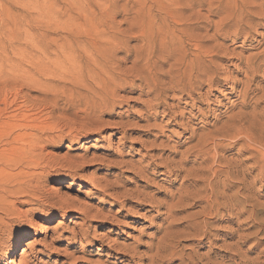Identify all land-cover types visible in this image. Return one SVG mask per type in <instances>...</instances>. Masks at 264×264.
Instances as JSON below:
<instances>
[{"label":"rangeland","instance_id":"rangeland-1","mask_svg":"<svg viewBox=\"0 0 264 264\" xmlns=\"http://www.w3.org/2000/svg\"><path fill=\"white\" fill-rule=\"evenodd\" d=\"M76 26L83 34L85 31H91L92 35L99 33V45L105 46L104 42L110 40L109 48L113 49L110 55H113L115 66L135 76L147 64L152 67L154 74H159L161 71L168 72L170 65L185 55V52L205 53L206 60L210 59L207 60L210 64H207L211 67L208 71L213 80L211 88L207 84L199 92L204 93L209 89L212 91L210 90L209 100L195 94L198 100L195 104L204 110L209 126L199 120L195 126L202 130H215L222 127L223 123H230L232 118L243 115L244 118L247 117V123H253L254 127L264 131V0H0V66L3 67L0 72L7 73L5 77L0 74V79L5 80H0V159L14 161L17 148L28 146L25 139L17 140V137L25 132L36 133L40 140L33 141L35 146L43 157L55 162V166L51 168L53 171H47L41 179V196L43 199L51 196L65 203L62 206L54 201L58 206L53 208L43 201L23 205L25 198H10L8 209L22 218L19 226H9L10 221L0 209V226L5 217V229H9L4 246H11L17 253L20 246L22 251L21 256L19 254L13 258V263L4 262L20 264V260L26 258L35 260L33 256L36 255L38 259L34 263L58 264L65 260L64 253L56 254L45 250L44 246L54 245L61 251L81 249V243L57 237L69 229L78 231L82 224L81 214L73 206L79 207L86 203L92 215L100 211V216L105 217L93 220L92 224L97 229L98 236L108 234L109 242L117 240L123 245L135 246L143 253L150 244H156L164 235L175 237L174 247L163 254L172 252L173 258L168 257L159 264H262L264 174L259 170L250 171L247 178L249 182L258 178L261 180L251 190V195L260 205L255 210L249 206L246 209L250 213L241 217L227 211H223V215H220L222 217L218 218L201 216L205 205L202 202L178 207L171 218L161 215L149 205H140L142 208L135 206L134 209L130 204L121 205L116 202L113 194L132 192L138 186L142 189L150 184L136 178L128 168L109 164L110 160L139 164L144 153L141 152V145L132 144L130 140L124 146V141L121 140L123 134L110 124L127 122L129 118H141L144 115L147 117L145 111L150 97L143 93L146 86L140 82L117 91L122 102L113 110L95 97L94 89L99 80L95 77L93 65L82 58L84 54L87 55L84 52L86 49L90 52L91 46L84 47L86 42H81L79 52L76 51L77 47L75 50L66 49L67 36H70L71 29H76ZM194 36L199 37L195 39ZM203 40L209 43L206 44L208 48L199 52L196 45L203 43ZM71 41L76 46V39L72 37ZM193 56L195 59V55ZM217 56L221 59L216 60ZM161 57H166L165 63L161 61ZM10 70L14 72L11 73ZM214 70H217L216 73ZM21 75L26 77L25 80L23 77L20 79ZM209 76L204 77V81ZM14 78L18 81L15 82ZM7 80L10 82L6 83ZM241 80L247 82L248 86L239 83ZM231 87L235 88L236 93L232 92ZM195 91L197 93L198 89ZM168 103L176 105L179 102L170 100ZM187 108L192 110V107ZM157 112L158 123L164 121L166 125L168 111L159 107ZM196 115L199 119L202 117L198 112ZM218 115L221 122H217ZM100 122L106 126L102 127L98 124ZM141 125L145 124L141 122ZM96 127H101V130L93 132L91 129ZM175 129L179 135L172 139L173 144L190 135L182 127ZM70 134L79 139L71 140ZM58 136H62L61 139H57ZM148 138L149 136L142 137ZM228 144L229 142L226 143ZM240 146L241 144L235 148L227 146L220 152L227 161L244 159L246 155L242 156ZM213 153L216 154V150ZM81 156L85 157V162L78 164L80 168H76V178H65L72 173L65 160ZM94 158L97 159L91 163ZM7 173L10 176L6 172L0 173V177L3 176L0 181L8 182V178L11 179L13 173L10 170ZM37 173L41 171L37 170ZM99 181L103 185H114L121 181V189L104 194L94 186ZM156 181L158 185L151 190L160 191L156 195L157 199L166 208L168 196L191 183H183L182 180L176 182L174 178L163 175L158 176ZM235 181L236 179L225 178L224 188L226 187L228 195L237 191L239 185L236 184L235 187ZM12 200L14 203H11ZM240 200L237 202L242 204ZM3 205L1 206L4 207ZM138 209H142L139 212L145 216L134 214ZM28 210L31 212L25 214ZM147 211L150 212L147 214ZM161 211L167 212L165 209ZM205 218L209 222L213 221L208 229L211 233H207L205 223L202 222ZM197 220L202 223L196 225ZM138 241L142 246L138 247ZM85 243L90 251L87 257L92 261L148 264V261L122 263L121 253L102 251L96 240H92L90 245ZM107 244L106 250L110 249ZM119 258L121 259L118 260Z\"/></svg>","mask_w":264,"mask_h":264},{"label":"bare ground","instance_id":"bare-ground-1","mask_svg":"<svg viewBox=\"0 0 264 264\" xmlns=\"http://www.w3.org/2000/svg\"><path fill=\"white\" fill-rule=\"evenodd\" d=\"M95 22L97 23V21ZM72 29L70 36L69 37L67 36L66 49L73 48L75 50V47H77L76 51L79 52V48L81 47V42H86L84 47L87 45L91 46L90 52L86 49V51L84 52L87 55L84 54L82 58H86L93 65L95 71V77L99 80L98 85L94 89V92L96 94L95 97H97L102 103L109 105L110 108L113 110L115 109L116 105H119L122 102V98L117 96V91L124 89V87L127 85L134 86L135 82H140L143 86H146L147 91L143 90V93L146 95V97L147 96L150 97L149 100L147 101L148 109L147 111H145L147 112V117H144L145 116L144 115L141 118H129V121L127 122L110 124L112 126H115V128H118L120 133L123 134L121 140L124 141L123 143L124 146L130 140V143L132 144L141 145L142 147L141 152L144 153L142 155L143 159L139 162V164L135 162L129 164L127 163V161L124 160L117 162H111L110 160L109 164H114L115 165V166L113 165L114 167L121 166L122 168H128L133 171V174L136 178L142 179L143 181L150 184L147 187H143L142 189L140 186H138L132 192L125 191V192L113 194V197L115 198L117 203L121 205H124L126 203L130 204V206L134 207V209L137 206H139V208H142V206L140 205H149L150 207H153V209H157L158 213H160L161 215H167L168 218L174 216V213L176 212L178 207L185 206L186 204H191L192 202L194 203L202 202V204L204 203L205 205L202 207L201 216H205V217L211 216L212 218L213 217L218 218L220 215H223L222 214L223 211H227L231 214L236 215L237 217H241L245 215V213L249 212V210L246 209L249 208V206L253 210L259 207L260 204L257 203V199L253 195H251L252 193L251 190L253 189V187H255L256 184L261 183V180H259L258 178L253 182H249L247 176L250 174V171L253 172L256 170H259L261 174H264V131L254 127L255 124L253 123L251 124L247 123L246 122L247 117H245L246 118L245 120L243 115L240 116V118H237L239 116H237L236 118L235 117L232 118L231 120L233 122L232 121H230V123L222 122L223 126L215 130H207L205 128L204 130H202L201 128L195 126L198 125L197 123L198 120L199 122L204 123L206 125H208L209 123L206 122L208 118H205L206 114L202 109V107H198L195 104L198 101L195 94L198 97H202L209 100L212 91L211 89H209L204 93L203 91L199 92V89L204 90V87L207 84L210 88L212 86L213 76H209V71H208V69L211 67L210 65L207 64V62L210 59L209 60L207 59L208 60L207 61L206 60L207 56H205V53L200 52L205 47L208 48L207 45L209 43L203 40V43L200 42L201 44L199 43L198 45H196V47L198 48L197 50L200 53L191 54L185 52L186 53L185 55L180 56L178 59L175 60L173 64L170 65L171 68L168 72L161 71L159 74L158 73L154 74L152 67H150L147 64L144 66L143 69L138 70L135 76L131 74L129 71L121 70L119 69V67L115 66L113 61V55H110V52L113 50L112 48H109L110 40H108L107 43H105L106 41L105 42L103 41L105 46L99 45L98 42L99 33L96 32L95 35H92L91 31L90 32L87 31V33H85L86 32L85 31L83 34V32L79 29V27L77 28V26L76 29L75 28L73 30ZM72 37L76 39V43H77L76 46L75 43L71 41ZM195 37L196 36H194V38ZM107 45L108 48L106 47ZM210 46H214V45H210ZM210 48L213 47H209V49ZM215 52L216 51H214V53ZM193 55H195V59L193 58L194 57ZM220 56H217L216 60L221 59ZM6 57H8V55ZM165 58L161 57V61L164 63L166 61ZM4 59L6 60L7 58ZM8 61H6V63ZM13 61L15 60L13 59ZM213 64H214V59H213ZM1 68L3 67L0 66V71ZM214 68L216 69L215 66ZM14 69H19V68H14ZM13 70H10V72L15 71ZM216 71L217 70H214L215 73ZM0 74L2 75V77L3 75L5 77L7 73L4 74L3 72H0ZM206 76L207 77L209 76V79H205L204 81L203 78L204 77L206 78ZM22 77L23 76L21 75L20 79ZM130 78L132 79L130 80ZM11 79L13 78L11 77ZM16 79L14 78L15 82L18 81ZM0 80L5 81L3 78ZM9 82L7 80L6 83ZM239 83L244 85L247 84L245 86H248V83L243 82L242 80ZM196 89H198L197 93H195ZM232 92L236 93L235 88H232ZM232 92H230V94H232ZM245 96L247 95L245 94ZM185 99L186 101H183ZM170 100H173V102L178 101L179 103H177L176 105L169 104L168 101ZM11 102H13V100ZM159 107L164 108L165 112L168 111L166 113V116H168L169 118H166L168 119L166 125H164L165 123L164 121L162 123H158L159 118H157L158 116L157 109ZM187 107H192V110H188ZM197 112L200 113L202 116L200 119L197 118L196 115ZM217 118H218L217 122H221V120L219 119V115ZM252 120L255 121V119ZM141 122L144 123L145 125H141ZM98 124H100L102 127L106 126L103 122H100ZM212 126L215 127V124H212ZM166 127L168 128L166 129ZM176 127L184 128L186 131L190 133V135L187 138H184V140L176 141V144H173L174 142L172 139H174L175 137H177V135H179V133L175 129ZM128 128H130V130ZM91 130L93 132H98L99 130H101V127H96ZM133 134H137L139 136L133 137L134 136ZM70 136L69 138L71 140L79 139L78 136L76 135L73 136L72 134H70ZM143 136H149V138L142 139ZM61 137L62 136H58L56 138L61 139ZM21 138L25 139L26 140L25 142H28L27 148H25L23 145L17 148L14 161L12 160L11 162H9L0 159V167H1L0 173L6 172V174H8L7 171L9 170L11 171V173H13L11 179L10 177L8 178L9 181L10 180L11 181L9 182L7 180L9 183L5 182L4 180L0 181V191H1L0 209L5 213L8 221H10L9 226H13V225L19 226V224H21V218H22V216L15 213V211H11L10 208L8 209V206L10 204V198H12L13 196L16 199H18V197L25 198V201H23V205L38 204L37 202L40 203V201H43L45 204H48L49 206L54 208V206H58L57 204L54 203V201H57L61 203L62 206H65V203L62 202L60 199L53 198L51 196H48L46 197V199H43V197L41 196L43 195L41 179L47 171L49 170L53 171L51 170V168L55 166V164H53L55 162L51 161L49 158L43 157L42 154L39 152L38 148L35 146L33 141L40 140L38 138V135L33 132H25L22 133L19 137H17V140ZM227 142H229L228 145H226ZM239 144H241L240 147H241L242 156L246 155V157L244 159H237V160L232 159L231 161H227L226 157L220 151H222L227 146H232V148H235ZM133 149L134 148H132V150ZM214 150H216L217 152L216 154L213 153ZM95 157L98 158V156ZM96 159L94 158L90 162L92 163ZM82 162H85L84 156L68 157L65 160V163L67 165V168L71 170L72 173L68 174L65 178H71V180L72 179L74 180L78 172L76 168L77 167L80 168L78 164ZM210 162H212V165H209ZM247 163H250L251 165L248 166ZM37 170H40L41 173H37ZM150 170H152V172ZM224 173L226 175H224ZM161 175L174 178V181L176 182H179V180H182L183 183L191 182L187 187L182 188L177 193H173L172 195L168 196L167 201L165 203L167 205V208L165 207L162 201L157 199L156 195L160 194V191H158L157 189H155L154 191L151 190L152 188H155L154 186L158 185L156 179L158 176ZM225 178L231 180L236 179V181L234 182L235 187L236 184L239 185L237 191L234 192V194L232 193V195H228L225 191L226 188V187L224 188ZM109 184L103 185L99 181V182H95L94 186L97 187L98 190L106 194L115 189H121L122 182L117 181V183L114 185L112 184L109 185ZM110 196L112 197V195ZM239 199H241L240 200L241 203L243 202L242 204L237 202V200ZM121 200L124 201L121 202ZM13 201L14 200H12L11 203H14ZM251 202L254 203L252 204ZM2 204H4L3 205L4 207L1 206ZM73 208L76 209V211H78V213L81 214L80 220L82 221V224L80 228L78 229V231L75 229H69L64 233H60L57 238L58 239L65 238L67 240H72V242L74 243H81L82 247H80L81 249L75 248L73 249V251H70L68 249L61 251L60 249L56 248L54 245L44 246L45 250L55 252L56 254H60L62 252L64 253L63 256L65 260L62 262L61 261L58 262V264H110L109 262L92 261L90 258L87 257L90 251L86 247L87 245L85 242H87V244L90 245L92 244L91 243L92 240H96L100 244L99 246L102 251H109V253L113 251L117 253H121L122 263L124 262L132 263L135 261H139V262L148 261V264H159L162 260L167 259L168 257L173 258L174 256V253L172 252L171 254L167 253L166 255H163L164 251H166L167 249L170 251L174 247V244L176 243V238L173 237L172 235L169 236L168 234L164 235L163 237L158 239V242L156 244H150L148 246V250L142 253V251H139L138 248H136L135 246L133 247L126 246L119 243L117 240H112L111 242H109L108 234H103L98 236L97 229L95 230V227H93L92 223L93 220L99 218L100 219L105 218L102 217L103 215L100 216V211L97 210L98 212L92 215L86 203L81 204L79 207L73 206ZM162 209L167 210V212H162L161 211ZM140 210L142 209H138L137 211H135L134 214L137 215L140 214L139 212ZM30 212L31 211L28 210L26 211L25 214H29ZM148 212L150 211H147V214ZM140 216L143 217L145 216V214H140ZM3 218H4V223L0 226V248H1L0 256H4V257H0V261L2 262V264L5 263L4 261L13 263L15 261L13 260V258L19 256L22 249H20L19 246V252L17 253V251L12 250L11 246H7V245L4 246V241L6 240V237L8 235L7 231L9 229L8 230L5 229L7 220L5 222V217ZM214 220H220V219H214ZM202 222L205 223V226L207 228V233H211L208 229L209 226L213 223V221L209 222L205 218ZM202 222L197 220L195 224L200 225ZM160 231L161 229L158 230L157 233L159 234ZM107 241L109 242V244L106 243ZM105 243L110 249L108 250L105 249V245H106ZM139 243L140 242L138 241L137 242L138 247L142 246V244ZM37 257L38 256L36 255L33 256L35 260H33L32 258L31 259L26 258L27 260L26 259L20 260V264H38V263H34L35 261H37L38 259ZM120 259L121 258H119L118 260ZM262 264H264V262Z\"/></svg>","mask_w":264,"mask_h":264}]
</instances>
